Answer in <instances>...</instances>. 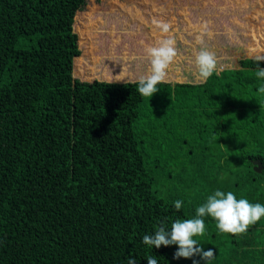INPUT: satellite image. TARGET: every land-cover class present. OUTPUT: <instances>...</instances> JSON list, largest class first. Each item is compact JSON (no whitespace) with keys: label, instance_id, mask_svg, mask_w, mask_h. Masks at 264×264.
<instances>
[{"label":"trees","instance_id":"obj_1","mask_svg":"<svg viewBox=\"0 0 264 264\" xmlns=\"http://www.w3.org/2000/svg\"><path fill=\"white\" fill-rule=\"evenodd\" d=\"M106 1L0 0V264H207L143 237L162 221L195 218L217 190L264 206V61L242 58L199 84L161 83L153 97L113 72L90 81L91 66L77 68L75 28L101 21ZM165 2L115 0L114 9L131 6L140 23L138 14L170 20L172 4L189 5ZM150 23L136 50L131 35L111 46L94 28L88 53L145 56L148 39L163 38ZM203 219L194 239L215 252L211 264H264V217L236 236Z\"/></svg>","mask_w":264,"mask_h":264},{"label":"rangeland","instance_id":"obj_2","mask_svg":"<svg viewBox=\"0 0 264 264\" xmlns=\"http://www.w3.org/2000/svg\"><path fill=\"white\" fill-rule=\"evenodd\" d=\"M163 1L166 2L160 5L168 4L170 0ZM210 1L212 0L199 3L198 0H189L187 7L178 6L176 3L169 7L170 20L164 19V21L170 22L173 26L170 34L176 40L179 55L169 67L168 78L164 83L172 85L201 83L202 81L196 78L195 68V54L201 47H207L216 53L219 72L236 67L242 58L264 56V0H222L224 1L222 4H212L213 2L210 4ZM102 8L103 11L99 17L101 21L91 19L92 21L89 23L91 25L87 26L85 19L76 23L75 31L79 34V47L82 52V55L77 59V68L79 69V64L84 68L87 64L90 65L89 78H92L88 79L90 81L106 79V72H113L117 82H129L130 80L137 82L140 76L149 74L150 63L147 55L137 56L133 54L138 38H140V36L136 37L135 35L146 31L152 33L150 20L152 21L155 15L152 13L138 14L139 18L145 17L146 20L137 23L136 18L132 16L131 19L128 18L130 16L128 13L133 10L131 6H127L126 9H114L115 0H107ZM94 14L96 15L97 12ZM94 22L100 24L97 25ZM192 24L197 30H176L181 25L186 27L187 25L192 26ZM94 28H97L95 38H99L100 42H110L108 44L111 46L114 43L117 46L121 43L123 38L121 34L131 35H126V41L134 45L132 46L134 49L132 55L97 56L99 50H92L89 54L88 49L93 42L92 30ZM108 35L113 37L110 38ZM197 38L203 43L198 44ZM147 43L152 46L151 39H148ZM100 46L101 49L104 47L101 44ZM106 63L111 66L109 70L104 68ZM85 77L87 78L86 75ZM78 78L82 82L84 81L81 76ZM174 131H177L178 135L182 134L181 129L175 128ZM172 262L181 264V261L172 260Z\"/></svg>","mask_w":264,"mask_h":264},{"label":"clouds","instance_id":"obj_3","mask_svg":"<svg viewBox=\"0 0 264 264\" xmlns=\"http://www.w3.org/2000/svg\"><path fill=\"white\" fill-rule=\"evenodd\" d=\"M152 24L163 34V38L156 41L155 45L145 49L150 63L149 74L139 77V87L136 89L143 97H153L158 92L157 85L164 83L168 78V69L176 61L179 53L176 47V40L170 35L172 24L162 19H152ZM197 43L202 40L197 38ZM257 61H264V56H256ZM216 53L207 47H201L195 54L196 78L200 81H207L217 71ZM258 78H264V68H259L256 73ZM264 92V88L260 89ZM183 201L176 200L174 205L177 211L182 207ZM209 216L217 222L221 232L233 236L246 233L250 226L258 223L264 217V206L251 204L247 199L237 200L231 192L217 190L209 196L207 202L196 210V216L192 219H177L171 223L169 228L167 221H162L160 226L152 235H145L143 243L149 247L159 249L161 246L168 247L178 245L175 259H190L194 256H201L207 264H211L216 257L212 249L205 251L203 246L198 244L195 237H201L205 233L204 217ZM128 264H136L134 259H129ZM147 264H158L154 256L147 257ZM194 264L196 262L194 261Z\"/></svg>","mask_w":264,"mask_h":264},{"label":"water","instance_id":"obj_4","mask_svg":"<svg viewBox=\"0 0 264 264\" xmlns=\"http://www.w3.org/2000/svg\"><path fill=\"white\" fill-rule=\"evenodd\" d=\"M255 169L257 172H261V170L263 169L261 162H256V168Z\"/></svg>","mask_w":264,"mask_h":264},{"label":"crops","instance_id":"obj_5","mask_svg":"<svg viewBox=\"0 0 264 264\" xmlns=\"http://www.w3.org/2000/svg\"><path fill=\"white\" fill-rule=\"evenodd\" d=\"M75 78H77V79H78V77H75Z\"/></svg>","mask_w":264,"mask_h":264}]
</instances>
